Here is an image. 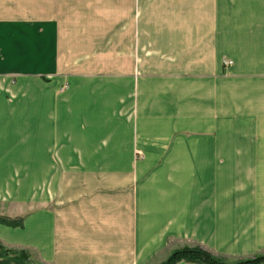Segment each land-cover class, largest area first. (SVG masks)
Segmentation results:
<instances>
[{
    "label": "crops",
    "instance_id": "obj_1",
    "mask_svg": "<svg viewBox=\"0 0 264 264\" xmlns=\"http://www.w3.org/2000/svg\"><path fill=\"white\" fill-rule=\"evenodd\" d=\"M0 218L41 264L264 255V0H0Z\"/></svg>",
    "mask_w": 264,
    "mask_h": 264
},
{
    "label": "trees",
    "instance_id": "obj_2",
    "mask_svg": "<svg viewBox=\"0 0 264 264\" xmlns=\"http://www.w3.org/2000/svg\"><path fill=\"white\" fill-rule=\"evenodd\" d=\"M0 224L17 228L21 227L22 219L0 218ZM264 264V255L245 259L214 257L199 248H183L173 251L161 264ZM0 264H41L25 250L7 249L0 245Z\"/></svg>",
    "mask_w": 264,
    "mask_h": 264
},
{
    "label": "rangeland",
    "instance_id": "obj_3",
    "mask_svg": "<svg viewBox=\"0 0 264 264\" xmlns=\"http://www.w3.org/2000/svg\"><path fill=\"white\" fill-rule=\"evenodd\" d=\"M195 248H199V247H195ZM183 249V248H182ZM199 249H201V248H199ZM179 250V249H178ZM203 250V249H202ZM203 251H205V250H203ZM205 252H207V251H205ZM207 253H209V254H211L212 256H214V257H224V256H221V255H214V254H212V253H210V252H207Z\"/></svg>",
    "mask_w": 264,
    "mask_h": 264
},
{
    "label": "built area",
    "instance_id": "obj_4",
    "mask_svg": "<svg viewBox=\"0 0 264 264\" xmlns=\"http://www.w3.org/2000/svg\"><path fill=\"white\" fill-rule=\"evenodd\" d=\"M226 64H230L229 62H227Z\"/></svg>",
    "mask_w": 264,
    "mask_h": 264
}]
</instances>
